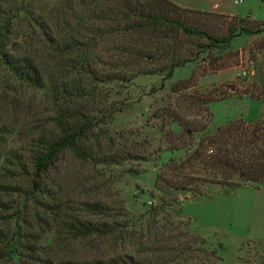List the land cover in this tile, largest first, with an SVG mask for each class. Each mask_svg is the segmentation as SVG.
Returning a JSON list of instances; mask_svg holds the SVG:
<instances>
[{"label": "rangeland", "instance_id": "rangeland-1", "mask_svg": "<svg viewBox=\"0 0 264 264\" xmlns=\"http://www.w3.org/2000/svg\"><path fill=\"white\" fill-rule=\"evenodd\" d=\"M55 1L0 0V18L17 17L13 30L25 39L26 30H39L35 24L26 27L21 22L29 5L35 7L36 15L45 16V10ZM170 1L185 9L210 12L206 10L213 9L216 0ZM219 1H223L220 10L231 14H245L250 7L255 19L245 17L251 23L244 26L258 27L253 23L264 22V4L259 0H243L241 5H236L235 0ZM189 18L218 37L225 36L228 27L236 24L233 18ZM23 39L17 36L7 45L17 59L25 55V49H19ZM109 87L111 100L122 109L108 125V135L113 139L114 150L129 151L137 158L120 165H90L64 154L48 172L34 178L26 171V158L29 132L38 124L25 105H39L44 101V91L28 90L4 66L0 68V264L92 262L136 250L139 232L152 216V208L162 204L157 178L163 173L168 179L174 176L175 164L183 176L194 180L186 179L190 181L189 190L179 191L174 207L165 210L171 221L183 223L191 233L204 239L206 247L216 250L222 258L221 264H264V240L244 238L254 230L260 231L264 222L260 223L259 212L254 211L258 198L250 191L238 190L258 188L264 181H246L235 175L231 180L234 186L200 182L199 178L204 177L201 172L205 171L200 166L187 165L185 160L196 149L188 137L190 132L170 116L175 111L186 121L208 125L206 131L195 133L197 144L235 124V133L254 140L248 148L261 156L264 31L254 35L241 33L226 48L206 51L176 69L167 81L164 75H146ZM32 182L36 185L34 192L29 187ZM88 203L108 204L114 210L123 205L127 217L116 219L127 225L125 237L117 233L87 239L73 236L67 225L76 219L105 222L103 217L87 211ZM132 231H137V236L132 237ZM240 241L246 242L240 245Z\"/></svg>", "mask_w": 264, "mask_h": 264}, {"label": "trees", "instance_id": "trees-1", "mask_svg": "<svg viewBox=\"0 0 264 264\" xmlns=\"http://www.w3.org/2000/svg\"><path fill=\"white\" fill-rule=\"evenodd\" d=\"M74 3L75 0H57L45 10V16L36 15L35 7L29 5L21 22L26 27L35 24L39 30H26L25 39L13 30L17 17L0 18V68L4 66L28 90L44 91V101L39 105H25L38 124L29 132L26 158V171L34 178L48 172L64 154L90 165H120L137 158L129 151L114 150L113 139L108 135V125L122 109L111 100L109 85L127 84L146 75H164L167 81L176 69L206 51L226 48L241 33L254 35L264 31V22L248 27L243 25L251 23L246 18L185 9L170 0ZM190 15L233 18L236 24L228 27L225 36L218 37L209 34ZM17 36L23 39L19 49H25L20 59L7 49ZM170 116L190 132L188 137L196 149L185 160L187 165L200 166L205 171L201 172L204 177L199 178L200 182L234 186L231 180L235 175L246 181H264V149H259L261 156L255 155L248 148L254 140L235 133V124L197 144L195 133L206 131L208 125L186 121L175 111ZM175 165L170 179L164 173L157 178L162 204L152 208V216L139 232L136 250L92 262L68 260L60 264H221L216 250H209L204 239L191 233L183 223L171 221L165 212L178 201L177 193L189 190L190 181L194 180L183 176ZM29 187L36 190L33 182ZM193 192L200 193L195 189ZM87 211L103 217L105 222L76 219L67 225L73 236L87 239L117 233L125 237L127 225L116 219H126L123 205L114 210L108 204L88 203ZM131 236H137V231Z\"/></svg>", "mask_w": 264, "mask_h": 264}, {"label": "crops", "instance_id": "crops-1", "mask_svg": "<svg viewBox=\"0 0 264 264\" xmlns=\"http://www.w3.org/2000/svg\"><path fill=\"white\" fill-rule=\"evenodd\" d=\"M261 4H264V0H259ZM223 1H219V0H216L215 3H214V8L213 9H208L206 11H210V13H215V14H219V15H226V16H230V17H246V18H251V19H255L254 17H252V14H251V8L250 7H247L246 9L249 10L245 12V14L243 13H236V14H231L229 13L228 11H225V10H220L221 9V4ZM243 0H235V4L236 5H241L243 4ZM183 8V7H182ZM188 9V8H187ZM190 10H196V9H190ZM200 10H204V9H200ZM198 10V11H200ZM249 13V14H248ZM256 21V20H255ZM238 190H245V191H250V193H252L255 197L258 198V200H256L254 203V208L256 212H259V216H260V220L262 223L264 221V184H261L258 188H255L254 187H244V188H241V189H238ZM264 222L262 223V227H261V230L260 231H257V230H254V232L251 234V235H248V236H245L244 238L246 239H249V240H253L255 238H258L259 237V240H264ZM243 239V238H242ZM247 240V241H249ZM246 242V241H245ZM245 242H242L240 241V245L241 244H245ZM246 264H251V263H248L246 262Z\"/></svg>", "mask_w": 264, "mask_h": 264}]
</instances>
